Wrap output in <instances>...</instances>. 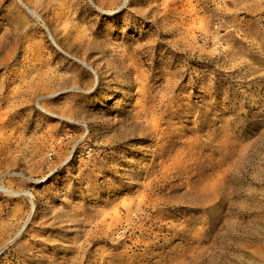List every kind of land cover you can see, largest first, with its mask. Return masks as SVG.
Masks as SVG:
<instances>
[{
	"label": "rangeland",
	"instance_id": "obj_1",
	"mask_svg": "<svg viewBox=\"0 0 264 264\" xmlns=\"http://www.w3.org/2000/svg\"><path fill=\"white\" fill-rule=\"evenodd\" d=\"M25 1L36 14L21 0H0V39L17 40L20 46L45 42L44 55L65 80L58 97H46L53 115L34 102L12 110L0 87V114L15 117L2 131L5 136L12 130L22 135L10 145L0 140V184L5 181L18 193L0 189V224L10 223L7 230L0 229V264H59L77 254L79 264L105 254L106 261L113 258L115 264H264V0H135L111 14L94 8L82 13L81 18L90 15L93 28L114 23L113 34L97 32L94 41L109 48L121 44L133 53L139 45L157 43L146 15L153 14V5L159 9L154 10L161 27L173 33L159 40L175 37L180 46L163 44L151 50V59L140 66L147 81L139 94L137 87L118 86L105 76L98 79L83 64L97 56L95 51L86 55L82 50L85 61L75 62L53 50L51 39L44 37V20L52 18L58 1ZM50 24L53 31L56 23ZM202 31L212 35L208 56L192 57L183 45L191 43L190 33ZM215 40L228 50L216 51ZM18 52L17 58L0 53V86H8L7 91L13 89L8 68L23 62V52ZM31 57L38 65L37 56ZM76 67L83 70V84L95 83L91 89L71 90L74 73L66 70ZM191 72L199 82L205 77L206 84H190ZM174 77L177 96L172 107L161 111L170 116L162 125L164 134L123 138L120 127L134 117L139 102L144 104L149 95L153 105L158 104ZM69 110L83 124L64 119ZM162 138L170 144L168 151ZM52 142L56 149L47 154ZM240 151L242 167L237 169L233 166ZM162 174L160 182L148 185ZM215 183L223 185L222 202L211 192ZM191 185L198 194L207 185L202 205L186 196ZM142 195L141 229L131 230L125 214L123 221L114 222V229L124 227L121 248L118 238H106L85 243L79 253L74 249L93 232V219L111 222L115 212L125 213L123 203ZM17 210L23 217L12 220ZM29 229L33 231L23 237ZM39 232L58 236L38 247L34 242L42 239L36 236ZM141 234L143 241L137 242Z\"/></svg>",
	"mask_w": 264,
	"mask_h": 264
},
{
	"label": "bare ground",
	"instance_id": "obj_2",
	"mask_svg": "<svg viewBox=\"0 0 264 264\" xmlns=\"http://www.w3.org/2000/svg\"><path fill=\"white\" fill-rule=\"evenodd\" d=\"M58 1V8L53 10L52 18L47 17V20H44L46 25V32L44 37H48L51 39L50 45L52 46L53 50H56L60 53H62L65 58H70L75 62H83L85 59L82 57L84 55V52L82 50H86V55L89 52L95 51L97 54L96 57L92 59L91 62L88 64L84 63V65L91 68L98 79H101L103 76L112 78L111 80H114L115 84L118 86H129V87H137L138 94L140 92L139 88H144L146 86L147 77L143 75V71L140 70V66L143 62H146V58L151 59L149 57L151 55V50L155 48L156 46H163V44H172L175 47L176 45L180 46V42L175 40V37L172 40H169L166 42V40H159L162 36H170L173 33L169 32V30H165L166 27H161V24L159 23L160 17L159 13L155 10H159L155 8V5H153V14L146 15L147 17L151 18L149 20L150 22V30H153V35L157 36L154 44H142L134 48L133 53L129 52L128 47H125L121 44H118L117 47L109 48V46L100 45L99 42L94 41L92 35H95L97 32L106 31L109 34L114 33V23L113 26L110 27V25L107 26V28H93L94 26L91 25V22L88 21V18L90 17L89 14H86L84 18H81L80 15L84 12L87 13L90 8H94V11H98L99 13H113L114 11H118L123 7H129L132 5V3H135V0H79L77 3L68 0H56ZM156 1V0H155ZM182 1H188V0H182ZM190 1L189 3H191ZM21 4L29 10L32 14H36L35 11L32 10V8L29 6L28 2L25 0H21ZM75 5V6H74ZM78 5V6H76ZM76 7V8H73ZM155 9V10H154ZM141 10H137V12L141 15L145 13H140ZM114 20H116L115 17H113ZM50 22L56 23V28L52 31L50 28ZM99 26V25H98ZM144 35L145 32H143ZM194 33V32H193ZM190 41L189 45H183V50L185 53H190L192 57H199L203 58L205 56H208L207 51V44L212 41V35L208 31H202L199 34H189ZM107 40L110 38H106ZM214 49L221 54L223 52H226L228 49L222 48L221 43L218 40L214 41ZM48 49L46 46V43L43 41H34L29 46H20L17 43V40L8 41V39H5L4 41L0 39V53L6 55L8 54V57L11 58H17L19 57L18 50L23 52V62L17 63L11 67L8 68V76H11V80L8 84L13 85V89L11 88L9 91H7L8 86H4L1 84V89H5V94L3 98L8 99L9 105L12 106V110H15L17 107L21 106L23 103H27L30 106H33L32 102H34V106L38 109H41L46 115H53V113L50 111V106L47 104L46 97L56 98L58 97L60 91H61V85L62 82L65 80L64 76L61 74L59 75L57 68L51 67L50 59L47 58L44 55L45 50ZM196 50V51H195ZM73 51H75L73 53ZM195 51V52H194ZM193 52V53H191ZM34 54V57L37 56L38 59V65L33 64L34 58L31 57V54ZM140 54L141 57L138 56ZM236 54V53H235ZM222 56V55H220ZM227 56V55H225ZM254 57L256 55H253ZM228 57V56H227ZM1 60V59H0ZM83 60V61H82ZM29 63V64H28ZM148 65L152 66L153 64L148 63ZM189 68V67H187ZM66 71H72L74 73V78L71 80L72 86L70 87L71 90L80 89L83 91H86L87 89H91L94 84H89L86 82V84H83L81 82L80 76L82 72L79 68H75L72 70H66ZM195 72H191L190 76V84H192V81L194 83H199L196 85H205V77L202 78V80L199 82L195 79ZM76 75H78V78H76ZM175 76V75H174ZM1 77V76H0ZM17 84V85H16ZM172 84L170 91L162 96V100L159 101L158 104L153 105V100H149V95L146 96L144 104L141 102L139 109L134 112L135 115L132 117L129 121H127L126 124H123L120 129L122 128V132L120 135L125 139H135L136 136H139L140 138L144 139L145 137H148L149 134H153L155 136L160 137L164 134V129L162 128L163 123H168L170 120L169 115H164L161 113L164 107L170 108L172 107V104L174 102L175 97L177 96L176 90L173 89L175 86V77L172 79ZM16 85V86H15ZM68 85L66 84V87ZM184 90V89H181ZM123 91V90H119ZM143 94H146V91L141 90ZM9 99H14V101H9ZM149 100V101H148ZM228 98H226L225 101H227ZM153 107V108H152ZM26 108H29V106H26ZM182 108V107H181ZM24 109V108H22ZM178 113V110H176ZM175 113V112H173ZM20 117H22V114H20ZM64 119H68L70 121H73L75 123L83 124V120L73 118L74 114L72 110H69L68 112L64 113L62 116ZM15 120L14 118H6L4 115L0 114V140L3 139L7 140L6 145H10L13 140L16 139H22V135H16L15 132L9 133L7 136H5L6 132H3L2 130L4 128H8L13 125ZM17 132L18 127L14 128ZM88 131V130H87ZM115 141V140H113ZM168 140H164L162 138V145L170 147V144H167ZM60 144L59 150L62 149V139L60 138L58 141ZM54 142L51 143V150L47 152V154L51 151H55V146L53 145ZM3 144V142H2ZM18 145V144H17ZM17 145L14 147L16 148ZM68 145V144H67ZM65 144V146H67ZM19 146V145H18ZM13 151L12 146H10L7 150L9 154H11ZM239 154H241V151L238 153L236 157V162L234 164V168L240 169L242 167V158H238ZM7 157H10L8 155ZM16 157H12V159H15ZM67 158V156H66ZM11 159V160H12ZM179 163V161L176 163V165ZM171 166V164H170ZM173 169H175V164H173ZM161 176H155L150 180L148 185H154L157 182L161 181ZM5 181L0 184V189L10 193V194H18L12 190V187L4 184ZM217 183H221L222 181H218ZM217 183H215L211 189V192H214L216 197L222 202L223 194H222V187L218 186ZM208 187L207 185L203 186V190L200 191V194H198L192 185L189 187V191L187 193V197H189V201L191 203H197V205H202L203 200H201V195L207 193ZM145 196L142 195L140 199H136L133 203H123V209L125 213H122L120 210L115 212L111 215V222H108L106 218H102L100 220L93 219L90 224L94 227L93 232L90 234L88 238H85L83 243L80 245H77L78 242H76L74 249L79 253L81 252V249L83 248V245L86 243L88 245H94V243L97 240H105L106 238L110 239V241H114L115 239H119L117 242L118 249L121 248L125 242L122 243V239L124 238L123 233H121V229L124 227L116 226V229L113 228L115 225L114 222H120L123 221V215L126 216V222H131V230L133 229H141V214L145 211L143 208L145 204ZM136 209V210H134ZM138 212V214H137ZM23 217V212H19L17 210V213L13 215L12 220H20ZM133 219L131 220V218ZM16 225H19L18 223H15ZM54 222L49 223V226L51 227ZM8 224H0V229L7 230ZM73 229H71L72 231ZM32 229L25 230V233H23V237L27 235V233L32 232ZM45 235V232H39L36 236L41 237L40 241H35L34 243L38 247H43L44 241L50 240L53 236H58L55 234H49L47 237H43ZM122 235V236H121ZM145 235L141 234L137 238V242H142L143 237ZM1 243V242H0ZM47 243V242H46ZM136 242H134L135 244ZM158 243V242H157ZM3 246V245H2ZM80 246V249H79ZM53 248L55 246L53 245ZM148 248V247H147ZM31 250L37 251L38 249H35L31 246ZM40 252V250H39ZM103 252H109V250H105ZM20 251L18 252V254ZM17 254V255H18ZM106 254L102 255V257L99 260H88L87 263H85L87 260H84L83 264H115L114 259L111 258L109 261H106L105 259ZM83 261V260H82ZM55 262V261H54ZM80 263V257L79 255H75L70 261H66L64 263L59 264H79Z\"/></svg>",
	"mask_w": 264,
	"mask_h": 264
}]
</instances>
